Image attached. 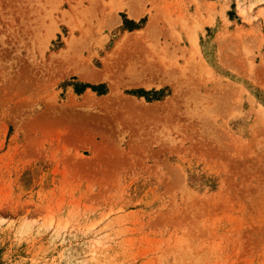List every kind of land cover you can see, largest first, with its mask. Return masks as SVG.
<instances>
[{
  "label": "rangeland",
  "instance_id": "374dc122",
  "mask_svg": "<svg viewBox=\"0 0 264 264\" xmlns=\"http://www.w3.org/2000/svg\"><path fill=\"white\" fill-rule=\"evenodd\" d=\"M0 264H264V0H0Z\"/></svg>",
  "mask_w": 264,
  "mask_h": 264
},
{
  "label": "crops",
  "instance_id": "0c3cea01",
  "mask_svg": "<svg viewBox=\"0 0 264 264\" xmlns=\"http://www.w3.org/2000/svg\"><path fill=\"white\" fill-rule=\"evenodd\" d=\"M132 13H133V15H132L133 16L132 17L133 19L137 18L136 16H138V17L141 16V15L138 14V12L136 10H133Z\"/></svg>",
  "mask_w": 264,
  "mask_h": 264
},
{
  "label": "bare ground",
  "instance_id": "6f19581e",
  "mask_svg": "<svg viewBox=\"0 0 264 264\" xmlns=\"http://www.w3.org/2000/svg\"><path fill=\"white\" fill-rule=\"evenodd\" d=\"M190 40H191V43L194 45V42H195L194 38H192V39L190 38ZM153 63H155V62H153Z\"/></svg>",
  "mask_w": 264,
  "mask_h": 264
}]
</instances>
